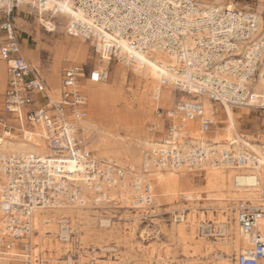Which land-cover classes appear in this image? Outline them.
Segmentation results:
<instances>
[{"label": "built area", "instance_id": "1", "mask_svg": "<svg viewBox=\"0 0 264 264\" xmlns=\"http://www.w3.org/2000/svg\"><path fill=\"white\" fill-rule=\"evenodd\" d=\"M7 1L0 5V59L6 65L7 82L1 96L0 130L5 136L23 127L41 126L52 156L47 160L33 155L0 156V256L29 255L35 211L58 209L62 203L83 204L79 186L68 181L60 166L68 161L83 166L94 205L105 202L104 185L122 178L123 170L112 163L100 168L77 126L88 117L83 82L107 81L112 65L141 66L140 56L157 53L175 62L164 65L175 78L170 81L163 75L160 81L161 88L170 86L172 105L156 108L158 124L148 128L160 144L154 166L196 176L207 165L232 167L242 173L243 154L210 148L215 144L207 136L223 123L220 119L214 123V116L205 115L202 107L207 101L215 110L227 105L233 111L247 109L264 118V88L255 89L258 82L264 86L260 72L264 42L261 33H256L259 14L252 8L236 7L264 0H228L236 4L232 9L226 4L205 6L201 0H54L71 5L88 20L89 24L71 21L67 33L82 38L95 55L103 54L107 61L101 69L86 70L75 64L64 68L55 101L49 98L38 69L21 53L12 22L20 2ZM44 1L37 0L38 7ZM194 130L204 137L193 138ZM234 184L240 186L238 180ZM137 191L139 202L149 201L148 190ZM258 201L255 205L241 201L235 210L246 241L232 255L235 264H264V194Z\"/></svg>", "mask_w": 264, "mask_h": 264}, {"label": "bare ground", "instance_id": "2", "mask_svg": "<svg viewBox=\"0 0 264 264\" xmlns=\"http://www.w3.org/2000/svg\"><path fill=\"white\" fill-rule=\"evenodd\" d=\"M36 1L37 0H19L20 5L18 6L20 9L27 10L30 14H33L35 11L36 19L41 27H44L46 32L48 31L47 33L57 32V30L62 33V24L56 25V18L63 19V23L66 24L71 23V21L89 24L88 20H86L79 11H76L67 3L45 0L42 6L38 7ZM7 3V0H0V5H5ZM214 3L226 4L227 7L231 9L236 6L234 2L228 0H201V4L205 6L214 5ZM244 8L250 9L251 7L244 6ZM255 10L259 14L256 33H261L264 42V19L261 16L264 12V2L260 1ZM49 11L52 12L48 13ZM66 32H68V30ZM67 35L69 36L68 33ZM75 38H79L80 41L85 43L82 38ZM98 56L102 58L103 64L106 67L107 61L105 56L103 54ZM261 57L262 66L260 72L264 74V48ZM140 59L143 61L141 66L130 67L134 78L144 83V93L140 94L141 99L138 103L139 108L144 110L146 107H152L157 102L170 107L174 96L172 95L170 86L165 85L162 88L160 87V81L163 75L170 79V81L175 78L164 69V65H174L175 62L163 54L160 55L158 53L143 55L140 56ZM121 69V67L117 68V72H120ZM105 82L106 81H103L97 84L89 83L87 80L83 82L82 90L91 104H98V106L101 107L103 101L109 98L110 91L104 90L102 86ZM98 84L99 86H94ZM60 85L61 82L59 84L58 80L49 84V86L46 85L47 94L52 101L59 99L58 92ZM263 88L264 86L261 82H258L255 86L256 91H260ZM157 90H159L158 101L155 99ZM146 98L148 101L147 105L144 104ZM202 109L205 115L214 116V123L218 122L220 114L224 116V119L221 120V123L224 124L223 127L214 129L216 133H213V135L209 137L215 144L210 148L215 151L226 148L231 149L234 155L243 154L246 161L241 169V174L238 173L240 171L239 169L222 165L217 167L207 165L201 176H196L185 170H172L166 168L161 170L152 163L160 148V144L157 140L147 136L141 143H134L135 146H138V157H135L128 145L131 143L126 144L119 134H114L110 130L107 131L96 126L92 120L94 114L93 109H89L90 117H87V119L79 122L77 125L79 129L78 134L81 139L82 137L85 139L82 140L86 149L87 147L88 149L91 147V152H96L94 156L99 161L100 168H104V165L112 163L123 170L122 178H116L114 183L110 185L103 184L106 193L105 200L118 199L121 203L128 206L139 205L141 208H144L147 202L144 203L137 200L139 196V191H137V189L141 192L148 190L150 195L149 201L162 197L164 199L166 198L170 204L178 205L181 204L180 200L184 199L186 203H189L186 209L190 212L184 217L181 215H178V217L175 216L174 221L179 223L176 226L177 238L180 239L183 244L192 243L191 245H193V247L191 246L193 251L191 256L194 257L195 254L200 253V250L203 249H205L206 252L212 251V246L207 244L204 239L196 243L195 229L197 228L199 234L205 238L208 235L214 236L217 233L222 236V238L218 240V243H215L217 246V253L215 254L218 260L217 264H229L230 261L233 262L232 264H235L233 258L230 259L229 257L246 244L240 232L238 221L236 220L237 215L235 210L241 201H249L252 205H255L259 202L258 200L261 195L264 194V141H258L257 136L253 137L249 134L241 133L239 130V125L243 116L249 112L247 109L234 112L229 106L225 105L223 108L217 107L215 110L214 106L207 101H203ZM216 114L218 115L216 116ZM157 124V122L153 123V125ZM93 134L95 140L88 146ZM192 136L197 140L204 137V135L202 136V134L197 131H195V134ZM205 148L208 152L209 147L205 146ZM31 155L37 158L40 157L41 160H47L49 156H52V153L48 151L45 135L41 126L34 127L31 130H27L23 127L21 130H16L15 134L9 133L5 136L0 133V156L27 157ZM60 169L65 173V177L69 182L79 186L83 204L75 207L62 203L60 205L61 208L58 209H40L35 211L32 217V225L34 234H38V236L34 244L31 240L32 244L28 252L29 255H13L14 252H12L11 255L0 256V264H20L22 261L26 262L24 264H42L43 260L42 262L39 261L40 258L38 254H42L43 252H45L44 255L48 256V258H45V261L48 262L47 264H55L56 260L52 258V255L53 253L56 254L59 250L60 243L57 241L69 244L72 226L68 225V221L65 220V217H61L56 221L52 219L51 216L49 217L48 214L54 212L57 214L63 211V213L71 215V217L72 215H76L79 219L82 207L91 202L93 191L88 187L89 184L81 164L68 161L65 166H60ZM235 180H238L240 184L239 187H236L234 184ZM201 201L215 203L218 209L214 213L211 210L198 213V208L201 207ZM232 205L234 207H232ZM197 214L199 216L198 218L196 217ZM203 217L209 221L206 222V220H203ZM209 222H213L212 225H209ZM101 223H103V221H101ZM57 224H59V228ZM213 226H215V230H213ZM56 235L58 236L57 241L51 239V237ZM229 250H231V255H228ZM154 252L156 253L157 250L151 248L146 251V256L149 257V255H152ZM156 258V263L162 264V258H160L159 255H157ZM67 260L68 264L73 263L70 257H68Z\"/></svg>", "mask_w": 264, "mask_h": 264}, {"label": "rangeland", "instance_id": "3", "mask_svg": "<svg viewBox=\"0 0 264 264\" xmlns=\"http://www.w3.org/2000/svg\"><path fill=\"white\" fill-rule=\"evenodd\" d=\"M239 4L236 7L249 6L256 11L255 8L259 3L242 2ZM17 9L18 11L12 15V22L18 15L24 21L19 18L15 19L16 27H19L16 30L18 41L24 44L22 45V51L25 53L26 60L38 69L47 86L57 80L60 84L62 70L72 64L83 66L86 70L91 67L100 69L105 67L102 58L95 55L88 44L83 43L79 38L67 35L68 27L66 23H63V19H55L56 25L62 24V33L58 32L59 30L47 33L36 19L35 11L30 14L27 10L19 7ZM21 30L28 33L27 46L25 45L26 42L22 41L26 34L23 36ZM119 67L122 69L117 72ZM94 86H99V84ZM102 86L104 90L110 91V96L103 101L101 107L98 104H91L88 99V118L90 117L89 109H93L92 120L96 126L107 131L110 130L114 134H119L126 144L131 143L128 144L130 150L135 157H138V146H135L134 143H141L147 136L156 140V136L148 131L150 125L156 122L155 109L158 107L170 108L171 106L168 107V105L165 106L157 102L152 107H148L149 109L146 107L141 110L138 103L141 99L140 94L144 93V83L134 78L130 67H122L120 64L111 66L108 80ZM147 103L146 98L144 104L147 105ZM253 113L256 114L255 111ZM218 118L222 120L224 116L220 114ZM253 122L254 124L248 126L249 128L240 130L242 133L249 130L254 136H257L258 141H264V127H260L256 119ZM221 127L223 126L219 125V128ZM25 129L31 130L30 128ZM257 131L262 135H256ZM214 133H216V130ZM212 135H208L207 138ZM93 136L94 134L88 146L95 140V136ZM82 139L85 140L83 137ZM88 150L91 151V147ZM93 154L95 155L96 152H93ZM167 201L166 198L158 197L156 200L147 201L144 208L139 205L128 206L118 199H107L99 205L90 202L82 207L80 220L76 215L71 217L63 211L57 214L55 212L48 214L56 221L61 217H65L68 225L72 226L69 244L57 241V235L51 237V239L60 243L59 250L52 255V258L56 260L55 264H68V257L73 261L72 264H157V255L162 258V264H217L218 260L215 256L217 246L215 243H218L222 236L217 233L214 236L208 235L205 238L199 234L196 228L195 239L197 242H195L199 243L204 239L207 244L212 246V251L206 252L203 249L200 250L199 255L195 254L192 257L193 245H191L192 243L183 244L177 238L176 226L179 223L174 221V215L179 214L182 216L184 213V216H187L189 214L190 211L186 209L189 203H186L184 199H181V204L178 205L170 204ZM200 205L198 213L207 212L208 210L214 213L218 209L215 203L201 201ZM232 207L234 206L232 205ZM196 217H199L198 214ZM203 220L209 221L204 217ZM212 223L209 222V225H212ZM57 226L59 228V224ZM214 227L213 230H215ZM37 236L38 234H34L31 237L33 244ZM151 248L157 250V252L147 257L146 251ZM44 254L45 252L38 254L39 261L42 262L43 260L42 264H47L45 258H48V256ZM228 255H231V250L228 251ZM229 258L232 259L233 256ZM24 263L26 262H20V264ZM232 263V261L229 262V264Z\"/></svg>", "mask_w": 264, "mask_h": 264}, {"label": "crops", "instance_id": "4", "mask_svg": "<svg viewBox=\"0 0 264 264\" xmlns=\"http://www.w3.org/2000/svg\"><path fill=\"white\" fill-rule=\"evenodd\" d=\"M17 18L21 19L23 21L22 18H20V16L18 15ZM15 18V19H17ZM15 19L13 21V27H15V29L17 30V28L19 27H16V22H15ZM24 22V21H23ZM21 32L23 33L22 35L24 36L26 34V36H24L22 38V41H25V45L27 46L28 45V39H27V35L28 33H26L25 31L21 30ZM21 45V49H22V45H24L23 43H19ZM22 54L24 55V57L26 58L25 56V53L22 51ZM5 69H6V65L0 60V97L2 96L5 88H6V72H5ZM47 85V84H46ZM4 88V89H3ZM1 103V102H0ZM249 111V110H248ZM234 112H239V111H234ZM258 114L256 113H253V111H249L247 114H245L240 122V127H239V130L240 129H246L248 126H251L254 124L253 120L256 119L257 123L260 124V127H264V118H259L257 117ZM249 128V127H248ZM259 130V129H258ZM241 131V130H240ZM245 133L244 134H250L252 136H254V134H252L251 132H249V130L247 131H244ZM0 133H2V131L0 130ZM242 133V131H241ZM15 134V133H14ZM256 135H262L259 131H257V134Z\"/></svg>", "mask_w": 264, "mask_h": 264}]
</instances>
